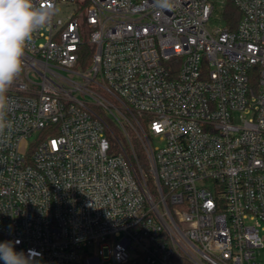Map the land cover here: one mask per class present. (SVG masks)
<instances>
[{
  "label": "built area",
  "instance_id": "2783aa9c",
  "mask_svg": "<svg viewBox=\"0 0 264 264\" xmlns=\"http://www.w3.org/2000/svg\"><path fill=\"white\" fill-rule=\"evenodd\" d=\"M228 1L235 29L212 25ZM51 2L7 93L0 242L37 264H264V0Z\"/></svg>",
  "mask_w": 264,
  "mask_h": 264
},
{
  "label": "clouds",
  "instance_id": "9594fccd",
  "mask_svg": "<svg viewBox=\"0 0 264 264\" xmlns=\"http://www.w3.org/2000/svg\"><path fill=\"white\" fill-rule=\"evenodd\" d=\"M159 10L171 9L173 0H153ZM59 10L51 0H0V132L10 128L7 112L9 88L22 73L26 49L37 31L51 26ZM16 241L0 242V260L4 264H37L41 255L29 249L17 252Z\"/></svg>",
  "mask_w": 264,
  "mask_h": 264
},
{
  "label": "trees",
  "instance_id": "16d2710c",
  "mask_svg": "<svg viewBox=\"0 0 264 264\" xmlns=\"http://www.w3.org/2000/svg\"><path fill=\"white\" fill-rule=\"evenodd\" d=\"M240 17H241L240 10L235 6V4L232 1H228L223 15V21L225 22V24L229 26L230 29H235L237 27V23ZM94 52H95L94 46L88 43H84L81 47V58L79 61L80 64H82L84 67H87L89 64L91 65ZM113 131L117 135V138L119 139L122 138V135L119 132V130L113 128ZM108 135L110 137L112 144L115 146L117 140L112 135H110V132H108ZM137 148H138V160L147 177L149 188L153 194H156L157 187H156L155 179L149 172V162L147 160L146 155L142 151V147L140 146L139 142H137Z\"/></svg>",
  "mask_w": 264,
  "mask_h": 264
},
{
  "label": "rangeland",
  "instance_id": "374dc122",
  "mask_svg": "<svg viewBox=\"0 0 264 264\" xmlns=\"http://www.w3.org/2000/svg\"><path fill=\"white\" fill-rule=\"evenodd\" d=\"M219 10L222 11V5H221V3H219V9H218V11H217L216 13H218ZM219 24L225 25V22H224V21L219 22V21L214 20V19L212 20V25H219ZM89 66H91V65L89 64L87 67H89ZM65 73H66V72H65ZM77 80H79V79L77 78ZM106 118L109 119L110 123H111L114 127L117 126L116 123H115V122L113 121V119L111 118V116L107 115ZM137 139H138V138H137ZM151 139H152V142H153L154 145L163 146V143H162L158 138H151ZM138 140H139V139H138ZM139 141H140V140H139Z\"/></svg>",
  "mask_w": 264,
  "mask_h": 264
}]
</instances>
